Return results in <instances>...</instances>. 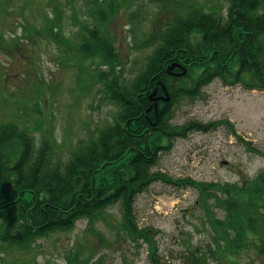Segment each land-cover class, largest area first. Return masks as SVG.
I'll use <instances>...</instances> for the list:
<instances>
[{
    "label": "rangeland",
    "instance_id": "rangeland-1",
    "mask_svg": "<svg viewBox=\"0 0 264 264\" xmlns=\"http://www.w3.org/2000/svg\"><path fill=\"white\" fill-rule=\"evenodd\" d=\"M115 1L121 11L114 18L106 17L100 26L91 13V5L100 4L99 0H0V124L23 127L36 147L43 139L50 140L54 166L67 164L75 147L111 123L117 113L101 95L97 69L90 67L98 60H83L76 53L82 33L75 26H99V38L92 44H110L116 59L114 70L122 81L130 82L148 60L149 44L158 45L172 19L196 7L220 14L229 3ZM91 52L93 56L100 53ZM188 66L180 61L172 73L182 74ZM246 78L237 77L230 84L212 79L193 98L179 95L168 109L173 125L190 120L218 124L209 131L173 137L159 154L154 171L183 183L185 189L158 181L136 196L138 226L152 230L155 245L150 248L159 249L165 264H264L262 197L250 201V207L255 204L252 213L259 232L246 235L248 248L241 249V254L231 250L225 255H220L224 247L220 231L211 223L224 218L225 211L204 197L214 184L246 183L253 191V179L264 171V157L247 151V144H253L264 152V90L250 87L252 82ZM121 218L120 205H113L95 219L78 220L69 231L36 239L27 252L0 248V264H79L80 259H87L85 264L99 260L101 264H149V247L141 240H130Z\"/></svg>",
    "mask_w": 264,
    "mask_h": 264
},
{
    "label": "trees",
    "instance_id": "trees-1",
    "mask_svg": "<svg viewBox=\"0 0 264 264\" xmlns=\"http://www.w3.org/2000/svg\"><path fill=\"white\" fill-rule=\"evenodd\" d=\"M228 1L226 15L197 10L176 18L158 45L149 44L150 56L130 82L122 81L114 70L113 47L103 43L101 46L108 48L102 53L99 44H92L99 38V26H78L82 34L77 50L83 57L93 49L100 51L105 65L97 70L101 95L117 113L111 123L80 142L63 167L51 164L50 140L43 139L36 147L33 136L23 127L0 124V248L27 252L36 239L69 231L78 220L95 219L106 208L119 204L121 223L130 240H141L149 247V264H165L159 249L150 248L154 244L152 230L138 226L136 196L158 181L185 189L183 183L154 171L159 154L166 151L173 137L209 131L218 124L190 120L173 125L168 110L172 101L179 95L193 98L212 79L230 84L248 75L250 87L264 90V0ZM91 13L99 25L111 14ZM180 61L190 63L184 76L171 75L174 70L166 72L168 65ZM154 90L156 95L166 91L170 100L159 103L157 112L153 107L147 112ZM247 151L264 157L253 144H247ZM253 184V191L245 183L214 184L212 192H204L205 200L213 199L216 207L225 211L224 218L211 220L223 239L220 255L231 250L241 254V249L248 248L246 235L253 237L259 232L252 213L255 204L250 207V201L260 196L264 200V171ZM77 261L85 264L87 259Z\"/></svg>",
    "mask_w": 264,
    "mask_h": 264
},
{
    "label": "water",
    "instance_id": "water-1",
    "mask_svg": "<svg viewBox=\"0 0 264 264\" xmlns=\"http://www.w3.org/2000/svg\"><path fill=\"white\" fill-rule=\"evenodd\" d=\"M164 101H168L169 96L166 94V96L164 98H162Z\"/></svg>",
    "mask_w": 264,
    "mask_h": 264
},
{
    "label": "flooded vegetation",
    "instance_id": "flooded-vegetation-1",
    "mask_svg": "<svg viewBox=\"0 0 264 264\" xmlns=\"http://www.w3.org/2000/svg\"><path fill=\"white\" fill-rule=\"evenodd\" d=\"M157 96H160V95H157ZM155 98H156V97H155ZM155 98H154V99H155ZM159 102H160V101H159ZM154 107H155V105H154ZM156 109H158V106H157V108H156Z\"/></svg>",
    "mask_w": 264,
    "mask_h": 264
}]
</instances>
